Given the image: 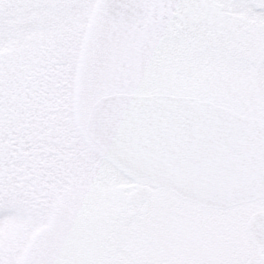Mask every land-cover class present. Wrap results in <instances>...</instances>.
Segmentation results:
<instances>
[{"label":"snow or ice","instance_id":"1","mask_svg":"<svg viewBox=\"0 0 264 264\" xmlns=\"http://www.w3.org/2000/svg\"><path fill=\"white\" fill-rule=\"evenodd\" d=\"M0 264H264V0H0Z\"/></svg>","mask_w":264,"mask_h":264}]
</instances>
